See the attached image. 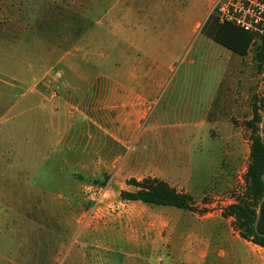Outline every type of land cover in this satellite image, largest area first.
I'll return each instance as SVG.
<instances>
[{
	"label": "rangeland",
	"instance_id": "374dc122",
	"mask_svg": "<svg viewBox=\"0 0 264 264\" xmlns=\"http://www.w3.org/2000/svg\"><path fill=\"white\" fill-rule=\"evenodd\" d=\"M161 5L178 7L183 16H197L207 0H0V264H11L8 259L18 254L11 250L24 244L26 234H34L16 227L21 221L14 218L24 211L137 215L131 220L132 250L146 249L147 261L132 257L126 264H188L177 251L188 250L185 241L191 239L202 250L205 236L211 237L206 264H233V259L250 264L251 254H258L264 264V248L241 239L232 220L220 215L224 206L242 196L250 149V130L244 123L252 117L253 105L264 98L257 43L245 55L228 60L204 123L195 124L188 137L185 130L148 133L128 156L116 157L112 170L72 153L79 141H60L44 129L42 102L61 96L62 73H67L63 61L71 59L72 69L74 60L83 61L77 67L88 78L94 68L86 67L81 56L101 53L105 46L79 41L78 50L83 51L79 59L68 58L64 53L74 50L75 39L93 36L97 41L106 36L109 29L96 26L97 21L118 23L124 8L151 10ZM204 23L197 27L206 35ZM58 150L61 155L52 154ZM146 177L188 193L194 209L120 199L121 189H134L128 179ZM155 216L163 221L161 234L159 226H152ZM222 249L229 253L221 256Z\"/></svg>",
	"mask_w": 264,
	"mask_h": 264
},
{
	"label": "crops",
	"instance_id": "0c3cea01",
	"mask_svg": "<svg viewBox=\"0 0 264 264\" xmlns=\"http://www.w3.org/2000/svg\"><path fill=\"white\" fill-rule=\"evenodd\" d=\"M213 4V0H207L204 12L197 16H183L173 6L161 5L151 10L136 6L134 10L124 8L118 23L111 19L105 23L97 21L96 26L109 29L106 36L97 41L93 36H80L74 41V50L69 48L64 54L78 60L83 52L78 50L79 41L105 46L101 53L91 51V55L81 56L86 67L94 68L88 78L77 67L83 61L74 60L73 69L69 65L71 59L63 61L61 67L67 73H62L61 96L42 102L46 133L57 134L60 141H79L78 146L73 144L76 148H71L75 150L72 153L91 157L95 167L101 163L111 170L116 159L128 156L148 133L185 130L188 137L195 124L205 122L206 110L220 87L228 60L241 56L227 53L225 47L198 29L197 24L206 21ZM172 14L176 17L172 18ZM69 132L77 134L72 136ZM60 153L58 150L52 154ZM134 216L137 215L18 212L14 218L21 221L17 229L34 234H26L24 244L11 250L18 254L8 260L11 264H126L132 257L147 261L146 249L132 250ZM221 217L233 224L231 216ZM152 226H159L158 234L162 233L160 216H155ZM210 239L205 236L202 250L194 245V239L186 240L189 249L177 251L178 257L185 256L188 264H206L205 257L211 253ZM220 252L221 256L229 253L227 249ZM259 258L258 254H251L250 264H260ZM237 263L233 259V264Z\"/></svg>",
	"mask_w": 264,
	"mask_h": 264
},
{
	"label": "trees",
	"instance_id": "16d2710c",
	"mask_svg": "<svg viewBox=\"0 0 264 264\" xmlns=\"http://www.w3.org/2000/svg\"><path fill=\"white\" fill-rule=\"evenodd\" d=\"M203 32L216 43L239 55H245L252 44L257 43L255 58L259 61L260 72L264 75V39H258L256 42L250 32L231 23H219L211 13L203 25ZM259 110L263 113L260 114ZM244 124L250 130V149L244 173V190L237 201L224 206L221 215L233 218V224L241 238L264 248V178H262L264 172V98L259 105H253V115ZM127 184L133 186L134 189H121L119 197L122 200L140 201L151 206L194 209L192 197L189 194L177 191L163 180L146 177L138 181L130 178ZM258 209H260V216L257 228L260 233H263L262 235L254 230Z\"/></svg>",
	"mask_w": 264,
	"mask_h": 264
},
{
	"label": "built area",
	"instance_id": "2783aa9c",
	"mask_svg": "<svg viewBox=\"0 0 264 264\" xmlns=\"http://www.w3.org/2000/svg\"><path fill=\"white\" fill-rule=\"evenodd\" d=\"M211 14L219 23H231L264 39V0H215Z\"/></svg>",
	"mask_w": 264,
	"mask_h": 264
},
{
	"label": "water",
	"instance_id": "95a60500",
	"mask_svg": "<svg viewBox=\"0 0 264 264\" xmlns=\"http://www.w3.org/2000/svg\"><path fill=\"white\" fill-rule=\"evenodd\" d=\"M262 178H264V172H263V174H262ZM262 199H263V198H262ZM262 199H261V201H260V203H259V208H260V204H261V202H262ZM259 216H260V209H258L257 214H256V217H255V221H254V230H255V232H257L258 234L262 235L263 233H260V232L258 231V228H257L258 220H259Z\"/></svg>",
	"mask_w": 264,
	"mask_h": 264
}]
</instances>
